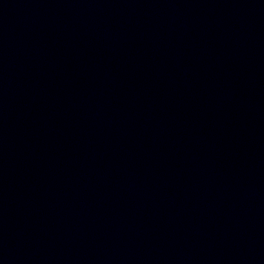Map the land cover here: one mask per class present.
<instances>
[{
    "label": "water",
    "instance_id": "water-1",
    "mask_svg": "<svg viewBox=\"0 0 264 264\" xmlns=\"http://www.w3.org/2000/svg\"><path fill=\"white\" fill-rule=\"evenodd\" d=\"M0 264H264V0H0Z\"/></svg>",
    "mask_w": 264,
    "mask_h": 264
}]
</instances>
